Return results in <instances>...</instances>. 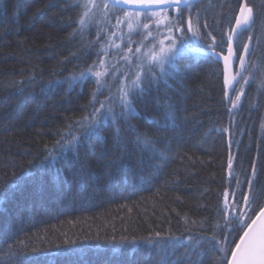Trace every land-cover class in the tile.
Returning <instances> with one entry per match:
<instances>
[{"label": "trees", "instance_id": "trees-1", "mask_svg": "<svg viewBox=\"0 0 264 264\" xmlns=\"http://www.w3.org/2000/svg\"><path fill=\"white\" fill-rule=\"evenodd\" d=\"M83 2L0 0V264H158L157 249L141 239L149 233L171 231L179 238V256L185 237L199 235L185 231L191 221L197 226L204 221L206 229L223 223L218 209L226 190L249 194L252 180L264 204V0L199 3L201 25H208L201 33L211 32L217 45L235 27L240 6L252 8L251 27L234 44L249 46L245 75L250 83L236 85V92L228 89L233 100L241 87L245 92L231 114L222 64L193 51L212 43L206 36L177 56L179 78L161 82L159 91L154 85L136 104L141 117L156 119L163 118L166 103L174 106L176 119L163 132L141 118L116 125L107 121L79 157L68 152L53 159L49 152L62 131L91 111L96 88L91 77L69 91L65 78L91 65L99 53L109 87L98 99L115 97L123 74L135 70L140 55L135 48L143 29L131 35L130 44L125 24L117 30L115 19L109 23L97 13L80 31L78 3ZM216 51L227 53V43ZM238 65L235 61V70ZM129 123L156 135L166 158L138 148ZM116 127L126 141L119 148ZM9 244L16 255L9 253ZM206 252L205 264H215L219 253Z\"/></svg>", "mask_w": 264, "mask_h": 264}, {"label": "snow or ice", "instance_id": "snow-or-ice-1", "mask_svg": "<svg viewBox=\"0 0 264 264\" xmlns=\"http://www.w3.org/2000/svg\"><path fill=\"white\" fill-rule=\"evenodd\" d=\"M69 2L70 0H65V3ZM199 3L200 0H84L82 4L78 3V6L83 8L78 20L80 31L96 20L97 13H99L109 23L115 19L114 27L117 30L120 25L126 24L130 44L132 43L130 35L136 29L144 30L140 33L143 39L138 42L139 46L135 48V52L140 53L136 57L138 62H135V70L129 68L123 74L115 97L110 93L105 100L98 99V95L103 94L102 90L109 87L108 81L104 79L109 75V72L107 68L103 71L100 70L105 61L99 58V53H97L98 59L91 65L78 72L70 73L65 78V82L69 84V91L76 83L83 86V83L91 77L95 78L96 88L92 91V98L89 101L91 111L66 126L60 134V138L55 141L53 150L49 152L51 158H63L68 152L79 157L89 139L101 135L107 121L116 125L120 120L128 122L132 118H141L146 124L153 126L157 133L163 132L167 128L168 122L176 119L174 106L171 103H166L163 118L156 119L141 117L136 104L154 85L159 91L161 82L167 84L169 77L179 78L181 73L176 66L177 56L189 44L194 41H202L206 36L211 37L212 43L201 47L200 51L205 55L211 52L212 55L223 59L224 87L226 89L224 95L231 102L232 107L228 109L231 114L232 109L237 107L240 97L245 92L241 87L240 94L233 100L229 96L228 89L236 92V85L241 82L244 85L250 83L248 76L245 75L248 72L245 54L249 52V46L245 44L242 49L234 48L232 41L239 35V32L251 27L252 8L243 4L240 6V15L235 17V27L227 33L226 41L222 38L220 44L217 45L216 37L211 32L201 33V27L206 29L208 25L206 22L201 25L200 12L202 9L199 7ZM208 6L212 7L211 0H209ZM245 11H247V15H244ZM111 35H116V32ZM149 37L152 39L149 45H145L143 41L148 40ZM251 39L250 36L249 40ZM225 43H227L226 54L216 51L217 47L223 49ZM115 46L119 47V45ZM142 48L145 49L143 52H141ZM131 51L132 49L128 48V52ZM105 55H107L106 52ZM122 58L126 62H130L127 55H123ZM234 61L239 62V70L232 74L231 67ZM156 68L159 69L158 72L154 70ZM31 82L30 79L27 83L31 84ZM97 104L99 107L96 106ZM117 107L119 111L116 110ZM115 131L116 146L119 148L126 141L120 136L119 127H116ZM128 131L135 136L133 143L142 151L150 153L153 157L159 154L166 158L164 151L157 148L159 140L156 135L147 130L141 132L130 123ZM112 163L121 166L123 161L113 160ZM228 167L229 169L232 167L231 157ZM253 173L255 174V170ZM229 175L231 176L232 173L230 172ZM239 183L237 181V186ZM247 183L249 194L240 193L238 195L235 191L229 193L227 190L223 193L222 206L218 209L223 223L218 220L206 229L204 221H201L198 226L196 221L190 222L192 227L186 228L185 231H195L199 235L185 237L184 244L181 245L184 252L179 256H175L176 241L179 238L171 231L167 236L156 231L154 235L149 233L148 237L141 238L157 249L158 264H205L206 249L211 250V248L219 253L213 257L215 264H264V204L260 203L261 197L252 180H248ZM184 219L188 224L187 216ZM124 240L126 238L122 237V241ZM131 243H137L135 238ZM12 247L11 244L8 245L9 253L16 255L17 253L12 251ZM173 256L174 258H172Z\"/></svg>", "mask_w": 264, "mask_h": 264}, {"label": "water", "instance_id": "water-1", "mask_svg": "<svg viewBox=\"0 0 264 264\" xmlns=\"http://www.w3.org/2000/svg\"><path fill=\"white\" fill-rule=\"evenodd\" d=\"M200 1H202V0H200ZM243 5H246V4L244 3ZM245 12H246V11H245ZM239 15H240V12H239ZM244 15H245V13H244ZM237 31L239 32V30H237ZM239 33H240V32H239ZM237 37H238V36H237ZM237 37H234V38H233V41H232V43H233V47H234V44H235V41H236ZM193 51H194V52H201L200 49H194ZM201 53H202V52H201ZM208 54L212 55L211 52H209ZM225 54H226V53H225ZM212 56H214V55H212ZM214 57L216 58V60H218V61L222 64V66H223V68H224V62H223V59H222L221 57H216V56H214ZM238 70H239V65H238L237 70H235V61H234L233 64H232V67H231V72H232V74H235ZM237 79H239V77H237Z\"/></svg>", "mask_w": 264, "mask_h": 264}, {"label": "rangeland", "instance_id": "rangeland-1", "mask_svg": "<svg viewBox=\"0 0 264 264\" xmlns=\"http://www.w3.org/2000/svg\"><path fill=\"white\" fill-rule=\"evenodd\" d=\"M245 15H247V11L245 12ZM125 26H126V24H125ZM125 30V32H126V37H127V39H129V33H128V29H127V26H126V29H124ZM139 29H136V31L135 32H133L132 34H134V33H136L137 31H138ZM131 34V35H132ZM131 35H130V38H131ZM165 44H167V41H165ZM188 49L187 48H185L184 49V51L183 52H185V51H187Z\"/></svg>", "mask_w": 264, "mask_h": 264}]
</instances>
